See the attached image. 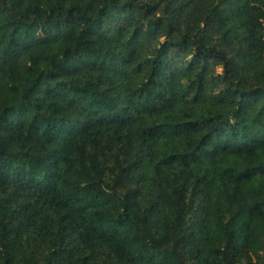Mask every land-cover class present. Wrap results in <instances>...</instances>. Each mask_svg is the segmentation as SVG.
<instances>
[{"label":"trees","instance_id":"obj_1","mask_svg":"<svg viewBox=\"0 0 264 264\" xmlns=\"http://www.w3.org/2000/svg\"><path fill=\"white\" fill-rule=\"evenodd\" d=\"M0 264H264V0H0Z\"/></svg>","mask_w":264,"mask_h":264}]
</instances>
